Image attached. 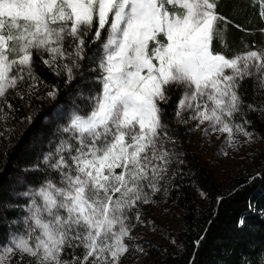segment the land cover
<instances>
[{
  "label": "snow or ice",
  "instance_id": "6c2138e0",
  "mask_svg": "<svg viewBox=\"0 0 264 264\" xmlns=\"http://www.w3.org/2000/svg\"><path fill=\"white\" fill-rule=\"evenodd\" d=\"M258 8L264 19V0ZM232 23L220 0H0V139L10 145L18 131L13 100L28 109L47 99L55 125L40 133L41 143L54 137L48 150L16 178L25 190L0 201L8 224L0 264H123L129 250L147 258L152 241L133 233L159 232L148 209L169 211L186 162L181 132L215 138L225 158L264 139L248 119L264 120V45L229 54ZM37 57L63 82L67 103H55L59 84L36 74ZM248 81L259 100H246ZM32 119L29 112L23 123ZM257 177L264 173L249 183ZM12 210L22 215L8 219ZM168 244L179 247L175 238ZM242 264H264V249Z\"/></svg>",
  "mask_w": 264,
  "mask_h": 264
},
{
  "label": "trees",
  "instance_id": "16d2710c",
  "mask_svg": "<svg viewBox=\"0 0 264 264\" xmlns=\"http://www.w3.org/2000/svg\"><path fill=\"white\" fill-rule=\"evenodd\" d=\"M259 2L260 0H220L221 13L233 22L226 33L227 44L231 49L229 54L245 51V44L249 47L264 45V35L260 31L264 28V19L259 15ZM215 45L217 49L222 48L219 39L215 41ZM34 67L45 84H59L61 94L55 103H67L63 82L57 79L39 57L36 58ZM244 93L248 102L260 98L259 93L254 91L252 81L244 84ZM178 96V93L173 94L171 101L165 106V120L170 121L174 116ZM11 102L19 109L15 120L11 122L18 131L11 138L10 145L8 141L0 139V201L15 202L17 198L12 194L24 191L27 187L14 186L16 175L29 160H35V154L41 149L48 150V141L54 137H48L41 143L40 133L54 131L55 125L49 123L53 104L47 99H34L28 109L23 108L18 100ZM29 112L33 114L32 122L23 123V117ZM248 119L253 122L256 132L264 137V120L258 114H249ZM181 135L184 137V145L187 135L183 132ZM185 159L183 178L176 179L179 187L172 193V200L180 205L181 211L182 228L176 234L179 247L178 250L165 251L164 264H242L247 257L258 258L260 250L264 249V179L257 177L254 182L249 183V178L257 172L264 173V150L258 151L254 157L252 171L238 176L228 190H224L221 182L212 177L198 157L186 153ZM198 189L208 193V197L203 198L200 205H196L194 201V194ZM217 197L222 198L219 203ZM23 200V197L19 198L20 202ZM249 202L256 206L254 211L248 207ZM6 215L8 219H15L19 213L12 210ZM242 216L246 218L243 227L239 226ZM7 231L8 224L0 218V239ZM201 237L203 240L197 246L195 242Z\"/></svg>",
  "mask_w": 264,
  "mask_h": 264
},
{
  "label": "rangeland",
  "instance_id": "374dc122",
  "mask_svg": "<svg viewBox=\"0 0 264 264\" xmlns=\"http://www.w3.org/2000/svg\"><path fill=\"white\" fill-rule=\"evenodd\" d=\"M84 87L88 89L90 85L85 84ZM87 89L85 90V96L87 95ZM77 100L82 106L87 103L86 100H80L79 98H77ZM52 140L54 141V139ZM219 144L220 142L215 140V138L209 143L207 140L200 139L198 134L194 133L187 134L186 143L182 145V147L185 153L198 157L199 161L208 169L212 177L216 181L221 182L224 190H228L232 187L233 181L238 176L252 171L254 157L258 151L264 150V141L258 139L250 147L238 153L234 158H225L219 155ZM51 147H55V142H53ZM47 148H49V144ZM17 176L18 175H16V177ZM14 186L21 187L18 186L16 182ZM12 195L15 196L14 193ZM194 201L196 205H200L203 202V198L199 196L198 191H195ZM168 208V212H164L162 209L158 208L148 209L149 216L155 219L159 232L154 234L149 229L138 227L133 233L134 235L142 236L152 241L151 247L147 244L145 245L146 250L149 252V256L147 258L140 257L138 259L137 254L129 250L123 264H164L165 250L163 247H159V245H167L168 249L178 250V247L168 244V240L172 238L176 239V234L182 228L180 222V205H178L176 201L170 200L168 202ZM18 213L19 215L16 218L22 215V213ZM168 233H171V236H168ZM165 237H167V239H165Z\"/></svg>",
  "mask_w": 264,
  "mask_h": 264
}]
</instances>
